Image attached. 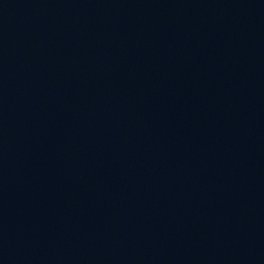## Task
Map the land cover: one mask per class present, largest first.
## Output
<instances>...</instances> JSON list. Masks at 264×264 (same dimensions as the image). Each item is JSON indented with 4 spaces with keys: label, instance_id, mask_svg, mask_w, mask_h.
<instances>
[{
    "label": "water",
    "instance_id": "water-1",
    "mask_svg": "<svg viewBox=\"0 0 264 264\" xmlns=\"http://www.w3.org/2000/svg\"><path fill=\"white\" fill-rule=\"evenodd\" d=\"M0 264H264V0H0Z\"/></svg>",
    "mask_w": 264,
    "mask_h": 264
}]
</instances>
